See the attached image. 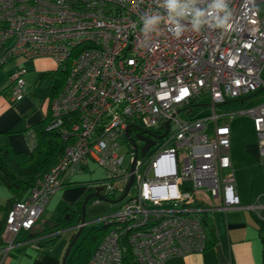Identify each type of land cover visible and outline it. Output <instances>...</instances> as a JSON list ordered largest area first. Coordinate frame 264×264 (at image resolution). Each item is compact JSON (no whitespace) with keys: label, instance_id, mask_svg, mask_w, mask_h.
<instances>
[{"label":"built area","instance_id":"obj_1","mask_svg":"<svg viewBox=\"0 0 264 264\" xmlns=\"http://www.w3.org/2000/svg\"><path fill=\"white\" fill-rule=\"evenodd\" d=\"M161 4L0 0V65L40 57L56 63L64 80L51 101L45 130H57L67 143L28 195L5 212L0 264L19 236L36 225L63 179L90 161L105 173L90 182L92 191L100 187L103 199L122 202L104 219L106 233L87 264H165L202 253L208 246L204 213L253 208L241 205L236 189L230 119L235 114L251 118L264 166V103L239 112L216 108L264 85V0H229L232 28L226 33L207 26L197 33L187 25L176 37L164 22L146 39L141 17L157 11L166 15ZM26 71L18 67L10 74L14 100L28 93ZM205 94L212 114L177 118ZM137 129L152 131L145 136L153 144L144 155L146 141L130 133ZM25 134L32 148L33 131ZM132 186L135 192L128 195ZM202 200L208 204L200 206Z\"/></svg>","mask_w":264,"mask_h":264},{"label":"crops","instance_id":"obj_2","mask_svg":"<svg viewBox=\"0 0 264 264\" xmlns=\"http://www.w3.org/2000/svg\"><path fill=\"white\" fill-rule=\"evenodd\" d=\"M27 61L29 60L16 58L0 65V134H4L11 147L17 151L31 149L25 134L26 131L30 126L49 115L51 101L60 92L58 89L56 93L50 94L54 95L52 98L47 96L44 102L36 107L32 98L33 86L36 84L35 74L30 73L28 68L30 65L24 67L29 63ZM39 61L38 58L33 59L35 70L38 73L40 71L44 73V70L39 66ZM17 67H24L27 70L24 78L28 86V93L21 100L12 99L10 91V74ZM55 71L56 69L51 71V77L56 75ZM36 87L35 85V89ZM231 163L233 167L232 159ZM73 180V177L64 178V185L57 190H61L65 201L70 204L79 200L83 192L93 193L89 186L92 181L84 182L85 187L71 188L73 184L80 183ZM236 189L241 205H253V208L243 207L229 209L225 212H212L214 244L202 253L173 257L165 264H264V192L257 187L252 188L249 196L242 199L237 181ZM41 222H44V225L39 227ZM54 222L51 219L43 220L42 215L34 228L41 229L46 225L52 226ZM55 233H59V236L51 244L43 243L40 236L32 237V232L22 233L17 244L7 252L2 264H61L70 237L60 234V230H56Z\"/></svg>","mask_w":264,"mask_h":264},{"label":"rangeland","instance_id":"obj_3","mask_svg":"<svg viewBox=\"0 0 264 264\" xmlns=\"http://www.w3.org/2000/svg\"><path fill=\"white\" fill-rule=\"evenodd\" d=\"M25 60H29L27 61L29 63L25 64L24 67H28V65H30L28 67L30 73L35 74L34 81L36 82L35 85L37 87L35 89V85L33 86L32 98L36 107H39L44 102V99L49 96V93L47 91L50 85L58 86L61 82L62 77L61 74H57L51 77V71L56 69L57 65L50 58H38V60H40L39 66L42 68V70H44V73H42L41 71L40 73H38V71L35 70L33 59ZM261 78L264 81V68L261 72ZM209 100V95L205 94L192 105L190 111L184 110L179 112L177 118L180 121H189L195 117L207 116L212 114V108L209 105ZM262 103H264L263 84L259 89H257L256 92L245 96L243 99H232L228 103L220 104L219 106H217L216 110L218 113L233 111L239 112L240 110H247ZM228 120L229 118H227V121ZM173 126L174 124H172L171 127L173 128ZM212 128L213 122L209 121L207 123L206 132L208 134H211ZM230 129V156L233 162L235 179L237 181V187L241 198H247L252 188L257 187L261 189L262 192H264V166L261 158L259 159L258 156L257 135L253 128L251 118L248 115L235 114L230 119ZM126 151V147H122L119 151L120 154H124L125 163L128 159ZM72 177L74 179L73 181H77L80 183L73 184L71 188H82L86 185L84 184V182L95 181L104 178L105 173L98 164L90 161L84 169H82L79 173L74 174ZM134 192L135 188L134 186H132L129 190L128 195H132ZM206 194L209 196L208 191L206 192ZM62 195L63 193H61V190H59L50 197L42 214L43 220L48 221L51 219L52 221H55V224L63 217H66L68 214L73 213L77 216V218L81 219L79 203L83 201L88 193L83 192L80 199L71 204L65 201L66 199H64V196ZM7 198L8 191L0 181V206H4L6 204ZM121 202L122 201L114 202L112 200H105L97 196L90 197L85 204L84 223L81 226L82 229L80 232V236L77 239L75 245H78L89 232H92V230H94L96 236L100 237L103 231L102 228L104 227V219L114 213L120 206ZM213 203L216 204L217 201H214ZM207 204L208 201H200V206L202 207L206 206ZM3 216L4 212L0 209V219H2ZM43 223L44 222H41L39 227L44 225ZM73 227L74 226H72V229H61L60 234L65 235L66 237H71V235L75 233L80 226H76L75 229ZM103 233L105 232L103 231ZM85 244L86 245L84 247H88L89 251L95 246L94 242L91 243L90 240H86ZM80 261L81 260H79L77 264Z\"/></svg>","mask_w":264,"mask_h":264},{"label":"trees","instance_id":"obj_4","mask_svg":"<svg viewBox=\"0 0 264 264\" xmlns=\"http://www.w3.org/2000/svg\"><path fill=\"white\" fill-rule=\"evenodd\" d=\"M54 74H61V82L57 86H50L48 93L50 98L60 89L62 82L64 80V74L56 68ZM50 113V111H49ZM49 115L37 122L29 129L33 131L34 134V145L29 151H17L13 149L6 139L4 134H0V181L6 187L8 191V198L4 206H0L4 214L9 209L11 204L15 201L23 200L29 193L30 189L35 185L37 180L48 171V169L53 166L63 154L67 143L64 141L57 130H45L47 125ZM73 184V183H70ZM81 204L79 203V210L81 211ZM73 213V212H72ZM212 213H204L202 215V221L205 226L208 247L214 244L215 235L213 232L212 223ZM81 217V216H80ZM77 220V221H76ZM80 223V218L76 215L68 214L57 221L54 225H46L41 229L32 228L29 231L23 233L32 232L31 236H40V240L45 244L53 243L59 236V233H53L56 230H63L66 228L76 227ZM57 226V227H56ZM3 229V219H0V233ZM103 231L106 233L107 228L104 226ZM96 236L94 230L89 232L81 242L72 249L68 255L65 264H87L89 256L100 241L105 233ZM53 233V234H52ZM94 234V235H93ZM74 233L71 235L73 236ZM86 240H90L91 243L94 242L95 246L89 251V248H85Z\"/></svg>","mask_w":264,"mask_h":264},{"label":"clouds","instance_id":"obj_5","mask_svg":"<svg viewBox=\"0 0 264 264\" xmlns=\"http://www.w3.org/2000/svg\"><path fill=\"white\" fill-rule=\"evenodd\" d=\"M159 11L141 17V28L145 38L158 31V26L166 22L171 26L173 35L179 37L190 25L194 32H201L205 26L228 32L232 28V11L229 0H162Z\"/></svg>","mask_w":264,"mask_h":264},{"label":"water","instance_id":"obj_6","mask_svg":"<svg viewBox=\"0 0 264 264\" xmlns=\"http://www.w3.org/2000/svg\"><path fill=\"white\" fill-rule=\"evenodd\" d=\"M166 126H167V123H166ZM126 133L128 134V130H126ZM136 136L141 139V140H145L146 141V144L142 147L141 149V154L144 155V153L147 151V149L153 144V141L149 140L148 138H146L145 136H142L140 134H136ZM132 179L133 177L131 176L130 179H129V182L125 188V191L124 193L122 194V196L119 198V199H122L126 192L128 191L131 183H132ZM100 187H97L96 190L93 192V193H90L88 195L85 196V198L83 199L82 201V204H81V221L79 223V225L77 227H79V229L74 233L73 236L70 237V240L68 242V245L65 249V252L63 254V257H62V261H61V264H65L66 262V259L68 257V255L70 254V252L72 251V249H74V247L76 246L75 243L77 241V239L79 238L80 236V232H81V229H82V224L84 223V212H85V204L87 202V200L92 197V196H97V197H101L102 199L104 198L101 194H100ZM118 200H114V202H116ZM75 229V227H73Z\"/></svg>","mask_w":264,"mask_h":264},{"label":"flooded vegetation","instance_id":"obj_7","mask_svg":"<svg viewBox=\"0 0 264 264\" xmlns=\"http://www.w3.org/2000/svg\"><path fill=\"white\" fill-rule=\"evenodd\" d=\"M130 133L132 134V133H138V134H140V135H142V136H146V135H151L152 134V131H144V130H139V129H137L136 131H130Z\"/></svg>","mask_w":264,"mask_h":264}]
</instances>
